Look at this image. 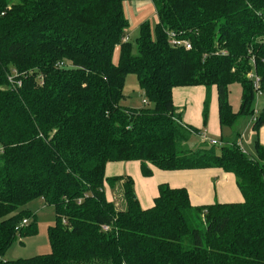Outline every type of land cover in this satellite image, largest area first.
Returning a JSON list of instances; mask_svg holds the SVG:
<instances>
[{
    "label": "trees",
    "instance_id": "1",
    "mask_svg": "<svg viewBox=\"0 0 264 264\" xmlns=\"http://www.w3.org/2000/svg\"><path fill=\"white\" fill-rule=\"evenodd\" d=\"M128 1L0 0V264H264V144L258 138L249 154L239 134L203 141L173 102L176 86L216 85L223 126L254 117L256 75L264 92V0H152L159 20L155 34L141 24L137 53L125 40ZM169 30L192 48L170 45ZM130 73L149 105L121 104ZM234 83L243 88L237 112ZM209 107L208 95L205 123ZM255 117L259 134L264 110ZM130 160L147 175L149 164L222 168L244 200L194 206L186 187L162 183L143 208L131 176L106 177L108 162ZM120 179L124 210L105 189ZM36 198L56 209L52 251L5 261L19 235L37 230L21 209Z\"/></svg>",
    "mask_w": 264,
    "mask_h": 264
},
{
    "label": "crops",
    "instance_id": "2",
    "mask_svg": "<svg viewBox=\"0 0 264 264\" xmlns=\"http://www.w3.org/2000/svg\"><path fill=\"white\" fill-rule=\"evenodd\" d=\"M208 95L210 96V107L208 121L205 123L204 108ZM173 102L178 112L182 114L184 123L200 129L201 133L206 132L209 138L218 140L219 144L231 141L235 135L239 134L242 146L249 154H252L247 147L253 146V138L256 135L261 139L260 132L259 134L252 130L249 132V129L253 128L251 118L247 122L246 117H241L235 126H223L216 85L212 86L210 90L205 85L176 86L173 88ZM258 104L260 105V99L256 104L257 108ZM262 105L264 106V102ZM148 166L152 170L149 175L144 173L140 160L110 161L106 165V177L131 176L134 180L137 197L143 208H149L155 204V199L159 195V186L162 183H168L172 187H186L194 206L215 202H242L244 200L236 176L222 168L164 170L152 164ZM105 189L107 198L114 202L117 210L126 209L124 179H120L113 185L106 182ZM41 199L45 203V200Z\"/></svg>",
    "mask_w": 264,
    "mask_h": 264
},
{
    "label": "rangeland",
    "instance_id": "3",
    "mask_svg": "<svg viewBox=\"0 0 264 264\" xmlns=\"http://www.w3.org/2000/svg\"><path fill=\"white\" fill-rule=\"evenodd\" d=\"M126 15L130 21V25L127 29V36L129 41L134 44V52L137 53L136 39L140 35L141 24L145 21H149L151 24V30L155 34V28L158 23V15L152 0L138 1L131 0L128 1L125 7ZM120 60V50L114 53V62L119 63ZM125 98L121 101V104L125 107L139 108L146 105L143 101L145 95L142 92L138 77L136 74H128L124 87ZM243 88L240 83H234L230 87L229 99L234 110H239L242 103ZM264 102V92L260 96V105L258 108L256 106L257 100L254 103V108L260 112L264 110L262 103ZM149 103V102H148ZM149 105V104H147ZM251 117L247 116L245 120L249 121ZM255 131L252 127L250 131ZM256 132V131H255ZM256 134H258L256 132ZM260 142L264 140V125L260 128ZM202 139V138H201ZM258 139V135L253 138V146L247 147L248 151L255 154V144ZM199 138L194 137L191 140V145L195 146L199 143ZM264 144V143H262ZM21 209L29 210L35 217L28 218L31 224L36 220L37 230L35 233L27 235H19L11 247L6 251L3 256L5 261L16 260L19 258H29L39 254H47L52 251V246L49 238V227L56 224L57 214L54 206L47 205L43 202L41 198H36L24 206ZM26 224V225H28Z\"/></svg>",
    "mask_w": 264,
    "mask_h": 264
},
{
    "label": "built area",
    "instance_id": "4",
    "mask_svg": "<svg viewBox=\"0 0 264 264\" xmlns=\"http://www.w3.org/2000/svg\"><path fill=\"white\" fill-rule=\"evenodd\" d=\"M168 34V41L170 43V45L174 46V47H184L186 49H191L192 48V42L190 41V39L188 38H184V37H180L176 31L174 30H169L167 32ZM125 40H128V38H125ZM250 76L253 77L252 74H250ZM21 83V82H20ZM254 88L256 90V95H257V102L260 99V96L262 95L263 91L261 89V81H260V77L258 75H256L254 77ZM145 104H148V100L145 98L143 101ZM256 113H258V110L255 111V115ZM255 115L254 117H252V122L255 121ZM202 140L203 141H208L210 144H217L218 140L216 139H212L208 137V134L206 132L201 134ZM239 145L241 147V149L243 151H246L244 149V147L242 146L241 142H239ZM3 152V146L0 145V153ZM29 223V219H24L23 224H28ZM105 229H108V226L104 227Z\"/></svg>",
    "mask_w": 264,
    "mask_h": 264
}]
</instances>
